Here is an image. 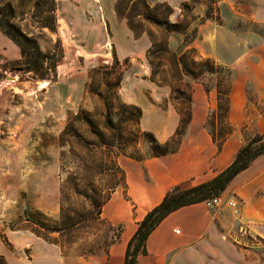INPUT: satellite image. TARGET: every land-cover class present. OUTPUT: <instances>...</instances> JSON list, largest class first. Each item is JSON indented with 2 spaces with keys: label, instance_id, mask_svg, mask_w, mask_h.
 Wrapping results in <instances>:
<instances>
[{
  "label": "rangeland",
  "instance_id": "374dc122",
  "mask_svg": "<svg viewBox=\"0 0 264 264\" xmlns=\"http://www.w3.org/2000/svg\"><path fill=\"white\" fill-rule=\"evenodd\" d=\"M36 1L0 0V7L13 8L11 22L35 38L43 52L53 53L58 41L62 49L53 78L49 74L37 79L13 61L0 62V264H31L44 256L51 258L47 264H107L109 247L119 232L101 213L115 189H125L118 170L123 171L128 161L149 158L159 143L158 134L142 128L133 108L139 107L124 101L123 86L142 79L165 87L169 94L159 107H173L182 114L190 111L194 82L206 89L215 87L221 94L205 128L219 141L220 135L233 131L223 112L229 105L224 93L232 71L217 65L209 74L188 53L182 59L185 69L176 66L172 56L183 55L184 48L171 52L170 34L147 22L135 36L116 16V0H52L53 33L34 20ZM218 1L145 0L150 8L167 4L169 22L184 28L187 42L196 37V25L204 20L197 21L196 14L217 18L213 13L218 12ZM230 13L226 16L231 27L254 30L251 20ZM141 39L149 46L144 54L133 43ZM40 82L48 85L38 89ZM141 93L150 97L148 90ZM254 104L263 109L251 96L249 107ZM249 126L243 125L242 131ZM235 217L219 211L224 260L264 264V241L242 228Z\"/></svg>",
  "mask_w": 264,
  "mask_h": 264
},
{
  "label": "crops",
  "instance_id": "0c3cea01",
  "mask_svg": "<svg viewBox=\"0 0 264 264\" xmlns=\"http://www.w3.org/2000/svg\"><path fill=\"white\" fill-rule=\"evenodd\" d=\"M217 7L218 12L213 13L217 18L204 16L203 12L196 14L197 21L202 17L204 20L196 25L193 40L184 42L183 35L170 33L168 47L175 53L181 48L193 50L196 60L210 59L232 71L227 121L233 131L219 150L205 128L209 113L217 106V91L215 87L207 90L202 83L194 82L190 120L177 150L161 157L125 163V189L117 187L102 208L103 219L111 225L123 226L118 242L109 247L107 264H123L126 245L138 223L171 188L179 184L196 186L211 180L232 163L242 146L264 133V0H221ZM228 11L251 20L254 30L231 27L227 22ZM133 43L140 46L142 54L149 47L143 39ZM19 58V49L0 32V62ZM146 90L150 99L141 93ZM121 91L127 104L141 110V126L145 131L158 134L161 144L173 136L180 115L173 107H159L169 94L167 88L139 79L123 86ZM251 96L263 109L258 104L249 107ZM245 124L250 126L243 132ZM221 197L236 201L235 222L264 241V155L237 174ZM223 210L233 213L226 199L214 208L203 202L173 211L147 237L146 254L137 257V264H227L220 249L224 223L219 211ZM173 230L179 233L174 234ZM48 257L36 258V262L34 258L31 264H47L51 259Z\"/></svg>",
  "mask_w": 264,
  "mask_h": 264
},
{
  "label": "trees",
  "instance_id": "16d2710c",
  "mask_svg": "<svg viewBox=\"0 0 264 264\" xmlns=\"http://www.w3.org/2000/svg\"><path fill=\"white\" fill-rule=\"evenodd\" d=\"M46 8L43 9V7ZM48 5V7H47ZM55 2L52 0H37L34 3L33 18L40 24L41 28H45L50 32H54L56 29V19L54 15ZM114 12L118 18H122L126 21V24L134 35L137 32L142 31L143 22H147L152 26L160 29L166 35L170 33L184 34V28L179 24H171L168 17L171 14L170 7L165 3L155 4L153 7H149L145 0H116L114 5ZM14 18V10L10 4H5L0 7V32L11 41L18 49L20 58L12 62L14 66L20 67L27 72L33 74L37 79H44L49 74L52 78L56 75V64L62 58V49L59 41L55 44L53 53L50 51L43 52L35 38L28 36L21 31L20 27L11 22ZM139 18L140 21H135ZM184 42H187V37L184 34ZM156 50L155 53H158ZM186 53L193 55V50H185L184 54L178 58L173 57L174 64L184 68L182 59ZM201 64L207 68V73H214L217 65L210 59L200 60ZM185 75H193L191 71H183ZM194 76V75H193ZM208 90V89H207ZM227 91V92H226ZM224 93L225 102H228L227 95L229 90ZM217 94L220 96L221 92L217 89ZM228 104V103H227ZM141 117V110L133 107ZM229 105L224 109V113H227ZM221 111V109H219ZM180 122L174 135L164 143L155 142L156 147L151 148L150 158L161 157L169 153H174L181 141L182 136L186 130L188 122L190 120V111L187 110L185 114L179 112ZM232 130H228L219 137V141L215 140L214 135H211L212 141L220 150L223 142L231 135ZM262 135L253 137L248 143L242 146L232 163L227 166L222 172L217 174L211 180L201 183L196 186H189L179 184L171 188L162 198L161 202L149 211L144 218L138 223L137 229L133 236L130 238L126 245L124 253L123 264H137V257L139 255H145V241L155 227L170 213L173 211L187 207L197 203L206 202L214 197L220 196L227 188L233 178L241 171L245 170L250 163L257 157L264 155V140ZM121 175V185L125 184L124 171L118 170ZM116 187V185H115ZM114 187V188H115ZM114 190V189H112ZM99 207V206H97ZM100 215V212L98 213ZM118 236H116L113 243L118 242L120 233L123 230L122 225H117ZM111 243V244H113Z\"/></svg>",
  "mask_w": 264,
  "mask_h": 264
},
{
  "label": "built area",
  "instance_id": "2783aa9c",
  "mask_svg": "<svg viewBox=\"0 0 264 264\" xmlns=\"http://www.w3.org/2000/svg\"><path fill=\"white\" fill-rule=\"evenodd\" d=\"M223 198L220 196L214 197L208 201L205 202V204L207 205V207L209 208H214L219 206L221 203H223ZM226 204L228 207H230L233 210L234 214L238 213V207L236 204V201L234 199H228L226 200ZM174 234H178L179 230H173Z\"/></svg>",
  "mask_w": 264,
  "mask_h": 264
},
{
  "label": "bare ground",
  "instance_id": "6f19581e",
  "mask_svg": "<svg viewBox=\"0 0 264 264\" xmlns=\"http://www.w3.org/2000/svg\"><path fill=\"white\" fill-rule=\"evenodd\" d=\"M10 83H12V82L10 81ZM47 85H48L47 82H40L39 85H38V89H40V88L43 89V88H45Z\"/></svg>",
  "mask_w": 264,
  "mask_h": 264
}]
</instances>
